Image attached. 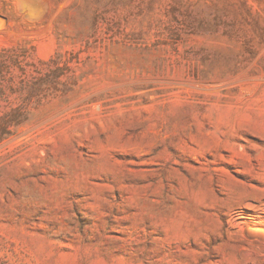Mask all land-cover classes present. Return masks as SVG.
I'll return each instance as SVG.
<instances>
[{"label":"rangeland","instance_id":"obj_1","mask_svg":"<svg viewBox=\"0 0 264 264\" xmlns=\"http://www.w3.org/2000/svg\"><path fill=\"white\" fill-rule=\"evenodd\" d=\"M0 264H264V0H0Z\"/></svg>","mask_w":264,"mask_h":264}]
</instances>
